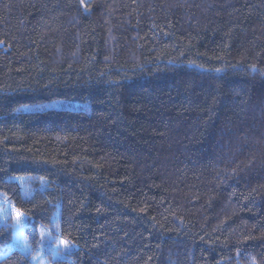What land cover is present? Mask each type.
<instances>
[{
    "label": "trees",
    "instance_id": "16d2710c",
    "mask_svg": "<svg viewBox=\"0 0 264 264\" xmlns=\"http://www.w3.org/2000/svg\"><path fill=\"white\" fill-rule=\"evenodd\" d=\"M0 264H264V0H0Z\"/></svg>",
    "mask_w": 264,
    "mask_h": 264
},
{
    "label": "snow or ice",
    "instance_id": "6c2138e0",
    "mask_svg": "<svg viewBox=\"0 0 264 264\" xmlns=\"http://www.w3.org/2000/svg\"><path fill=\"white\" fill-rule=\"evenodd\" d=\"M24 214L20 212L19 210H16V225H17V231H19V226L22 225ZM61 243H64L65 247H68L67 241H62ZM35 259V257H33Z\"/></svg>",
    "mask_w": 264,
    "mask_h": 264
}]
</instances>
